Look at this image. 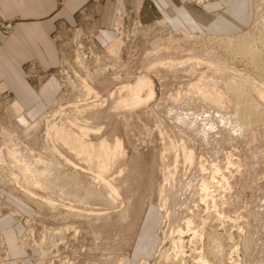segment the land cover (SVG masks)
<instances>
[{
    "label": "rangeland",
    "instance_id": "obj_1",
    "mask_svg": "<svg viewBox=\"0 0 264 264\" xmlns=\"http://www.w3.org/2000/svg\"><path fill=\"white\" fill-rule=\"evenodd\" d=\"M184 1L171 11L183 24L115 9L98 27V11H77L49 26L47 56L19 63L13 89L0 81V216L32 255L7 260L0 237V264H264V0ZM139 76L152 96L124 104ZM53 124L120 140L103 172L114 199ZM53 161L64 182L43 179Z\"/></svg>",
    "mask_w": 264,
    "mask_h": 264
},
{
    "label": "crops",
    "instance_id": "obj_2",
    "mask_svg": "<svg viewBox=\"0 0 264 264\" xmlns=\"http://www.w3.org/2000/svg\"><path fill=\"white\" fill-rule=\"evenodd\" d=\"M187 6L188 1L184 0H0V22H13L9 33H3L0 28V81H5L13 89L14 75L19 74V63L28 58L40 60L47 56L45 45L40 47L39 44L47 40L49 26L58 23L72 24L77 11H98V27L108 25L109 11L115 9H160L172 21L183 24L182 17L172 15L171 11L183 10ZM200 17L196 18L198 25L203 22ZM15 90L18 91L19 88ZM20 90L21 100H29L30 94L25 92H29V87ZM11 222L7 217L0 216V237L6 249L7 260L23 262L25 257L30 259L32 255L17 245V230Z\"/></svg>",
    "mask_w": 264,
    "mask_h": 264
},
{
    "label": "bare ground",
    "instance_id": "obj_3",
    "mask_svg": "<svg viewBox=\"0 0 264 264\" xmlns=\"http://www.w3.org/2000/svg\"><path fill=\"white\" fill-rule=\"evenodd\" d=\"M118 40H119V38H118ZM112 45H114V43ZM121 88H125L129 92L127 94V96L125 98H123V101H122L124 104H127V105L137 104L138 102H140L142 99L140 98V94L139 93L144 88L147 89L146 99L151 97L152 94H153L152 88H151V83L144 76L137 77L133 84L121 85ZM247 121H249V120H247ZM52 128H53V134H54L55 138H57L58 140L61 141L63 147H65L67 149L66 151L69 152L68 154L72 153V154H75V155H78V156H83L85 158V160L95 161V164H96V167H97V173L95 174L96 178L98 177V179H100L102 181V183L104 184L103 186H105V190H106V191L105 190L104 191L106 193L108 192V193H111L113 195L112 196V195L107 193L106 197L109 196L108 198H110L112 196L113 199H114V196L118 195V190H117V188H115L113 186V184L107 178L106 179L103 178V172H107L109 164L110 163L112 164V162H113L112 160H113V157H114V155L116 153V150L120 149V146H121L120 140L116 139L115 142L113 143V145H110L109 142L105 138L99 140V142L93 143L91 141H86V139H85L86 136H87V131H89L86 128L79 127L78 129H80V134L71 133L68 130L64 129V127L56 126L55 124L52 125ZM15 156L16 155L13 153L12 157L14 158ZM185 158H187V160H189V159H191V155L188 154L187 157H185ZM38 160L35 159V161H38ZM64 160L66 162H68V163H71L70 159H68L66 157H64ZM20 161L23 164L22 166H24L23 169L24 170H29L31 172V174H30L31 178L30 179L28 178V179L31 180V183L35 182V184H37V181L34 179V176L36 175V173L35 174L32 173L33 171H32L31 166L28 163H25V160H23V159H21ZM58 166H59V164L56 161H53V162L49 163L47 166L45 165L42 168V170H41L42 174H46L47 173L46 175L43 176V179H45V180H47L49 182H55V181L60 182V180L63 179L62 176L64 177L66 175H62L61 174L60 169H57ZM43 171H46V172H43ZM69 177H71V176L69 175ZM67 178L68 177H66L65 179H67ZM26 181H28V180L26 179ZM201 181H202V179H201ZM59 184L56 187H60ZM60 185L62 186V184H60ZM60 188L61 189H58V190L61 191V193H64V194L68 193L67 191L69 189L67 190V188L65 186H62ZM90 192H91L90 194L92 195V191L91 190H90ZM43 200H44V198H43ZM45 202L48 203V204H52L53 203L50 199L45 200ZM108 203H109V201H108ZM123 213H124V210L119 212L121 217H123ZM96 218H98V217L96 216ZM105 218L106 217H104V219ZM205 262L206 261H201L200 263L201 264H205ZM118 264H122V260Z\"/></svg>",
    "mask_w": 264,
    "mask_h": 264
}]
</instances>
